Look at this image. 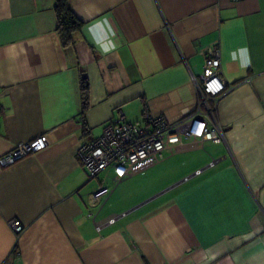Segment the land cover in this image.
<instances>
[{"label": "crops", "instance_id": "crops-1", "mask_svg": "<svg viewBox=\"0 0 264 264\" xmlns=\"http://www.w3.org/2000/svg\"><path fill=\"white\" fill-rule=\"evenodd\" d=\"M53 3L0 0V155L47 141L0 168V264H264V0H69L83 25L67 47ZM211 44L232 89L208 100L206 119L224 139H184L121 180L97 219L126 215L98 233L99 180L78 147L117 110L132 122L193 112Z\"/></svg>", "mask_w": 264, "mask_h": 264}, {"label": "built area", "instance_id": "built-area-1", "mask_svg": "<svg viewBox=\"0 0 264 264\" xmlns=\"http://www.w3.org/2000/svg\"><path fill=\"white\" fill-rule=\"evenodd\" d=\"M203 55L202 78L198 83L199 102L193 112L175 122H168L164 116L145 110L139 122H132L122 110H117L116 117L105 125L100 136L78 147L77 154L88 176L99 180L97 188L88 196V217L98 233L126 215V212H121L97 219L99 210L121 180L162 162L164 151L172 152L184 139L200 144L205 140L217 143L224 139L219 127L208 124L206 116L211 113L208 100L224 94L232 86H228L222 77L220 47L211 44L203 50ZM202 105H205V111ZM46 146L43 135L17 143L0 155V168L12 165ZM216 161L210 160L208 166H213ZM201 171L197 169L194 174ZM108 178L111 184H107ZM9 224L16 235L24 230L18 219H12Z\"/></svg>", "mask_w": 264, "mask_h": 264}, {"label": "trees", "instance_id": "trees-1", "mask_svg": "<svg viewBox=\"0 0 264 264\" xmlns=\"http://www.w3.org/2000/svg\"><path fill=\"white\" fill-rule=\"evenodd\" d=\"M53 10L56 16V30L62 45L72 46L76 42V34L81 30L83 22L73 13L69 0H53ZM82 109L88 107V85L86 80L81 85ZM16 247V246H15Z\"/></svg>", "mask_w": 264, "mask_h": 264}, {"label": "rangeland", "instance_id": "rangeland-1", "mask_svg": "<svg viewBox=\"0 0 264 264\" xmlns=\"http://www.w3.org/2000/svg\"><path fill=\"white\" fill-rule=\"evenodd\" d=\"M187 155L188 154H184V155H179V156H177L176 158L175 157H173L172 159L170 158V160H179V159H181V158H186L187 157ZM108 180V183L110 184L111 182H110V180L109 179H107Z\"/></svg>", "mask_w": 264, "mask_h": 264}, {"label": "water", "instance_id": "water-1", "mask_svg": "<svg viewBox=\"0 0 264 264\" xmlns=\"http://www.w3.org/2000/svg\"><path fill=\"white\" fill-rule=\"evenodd\" d=\"M82 77H85V74H83Z\"/></svg>", "mask_w": 264, "mask_h": 264}]
</instances>
